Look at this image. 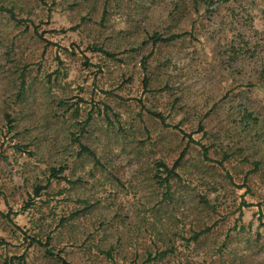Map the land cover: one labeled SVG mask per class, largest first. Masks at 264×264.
Instances as JSON below:
<instances>
[{"label":"rangeland","instance_id":"1","mask_svg":"<svg viewBox=\"0 0 264 264\" xmlns=\"http://www.w3.org/2000/svg\"><path fill=\"white\" fill-rule=\"evenodd\" d=\"M0 7V264H264V0Z\"/></svg>","mask_w":264,"mask_h":264},{"label":"trees","instance_id":"2","mask_svg":"<svg viewBox=\"0 0 264 264\" xmlns=\"http://www.w3.org/2000/svg\"><path fill=\"white\" fill-rule=\"evenodd\" d=\"M0 12L1 13H12V11L11 10H9V9H7V8H3V7H0ZM181 36L180 35H177V36H171L170 38H167V39H165V40H162L161 38H156V37H152V38H154V40H155V43H158V42H164V43H170V42H172V41H174V40H176V39H179ZM84 131V133L86 134V132H85V129L83 130ZM80 147H81V156L83 155V154H86V155H88V156H90V157H92V160H94V161H96V163H98L97 161L98 160H96V158H95V154L92 152V151H90L86 146H84L83 144H80ZM164 167V169H165V171H166V173H167V177L165 178V179H163V180H161V182L163 183V186L166 188V192H165V194H164V199H168L170 202H174V203H180V201H184L185 203H187V201L190 199V197L191 196H188L186 199L185 198H183V197H181V198H177V197H175L173 194H172V192H171V190H170V188H171V181H173V180H176L177 179V177H179L178 176V174H177V172H176V170L178 169V167H179V163H176V165L172 168V169H168V168H166V166H162V168ZM64 169H61V170H56V169H51L50 170V173H51V180L52 179H55V180H65V181H67V179L66 178H62V174L64 173ZM47 189V188H46ZM42 190V189H41ZM40 193H41V191H40V189H37L36 190V192H35V194H36V196L37 197H39L40 196ZM193 201V200H192ZM194 202V201H193ZM208 231L209 230H203V231H200V232H194L193 233V237L191 238V241L192 242H195V243H197L198 241H199V239L200 238H202L204 235H206L207 233H208ZM190 241V240H189ZM165 255V253H162V254H159L158 256H156L157 258H159V257H163ZM63 261V260H62ZM64 264H65V262H64Z\"/></svg>","mask_w":264,"mask_h":264}]
</instances>
